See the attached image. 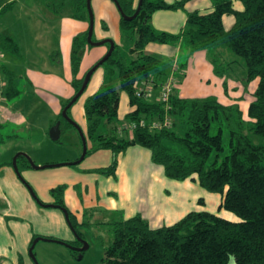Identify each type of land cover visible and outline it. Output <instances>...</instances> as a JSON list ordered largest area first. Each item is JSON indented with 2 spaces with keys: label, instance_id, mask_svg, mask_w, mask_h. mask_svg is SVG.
<instances>
[{
  "label": "trees",
  "instance_id": "obj_1",
  "mask_svg": "<svg viewBox=\"0 0 264 264\" xmlns=\"http://www.w3.org/2000/svg\"><path fill=\"white\" fill-rule=\"evenodd\" d=\"M69 1L73 16L88 21L86 0ZM117 1L126 15H132L138 4L134 5V0ZM188 1L142 0L134 19L125 20L120 15L121 45L115 43L112 54L100 65L104 68L103 82L84 101L85 137L93 142L86 155L95 150L110 149L111 163L94 171L114 175L120 152L130 145L145 147L151 152V161L163 168L167 178L196 180L207 192L221 195L220 208L232 212L238 220L230 221L202 210L190 211L175 223L157 228H152L140 213L128 219L115 215L108 220L92 222L86 219L79 223L63 201L65 186L52 188L50 194L55 199V207L67 212L79 237L83 238L80 225L89 229L109 226L111 238L105 246L101 264H264V0H239L242 10L233 7L235 0H210L211 11L187 12L184 27L177 34L153 28L151 16L154 11L183 9ZM50 12L52 14L54 10ZM227 14L234 17L229 29L223 23ZM87 31L77 34L72 41L70 62L74 94L85 73L93 66L80 78L76 77L83 53L92 47L87 42ZM150 42H182L183 47L192 52L204 49L209 53L216 73L226 67L244 70L242 83L256 81L247 116L237 102L224 104L213 94L182 97L174 86L167 109L157 100L137 96L135 85L138 81L153 77L158 92V85L175 71L174 67L169 74L163 72L160 59L145 51ZM0 49L18 54L17 39L10 33L0 34ZM1 69L5 79L4 96L12 99L21 92L17 75L3 66ZM120 91L126 92L133 107L125 115V121L144 119L149 122L162 120L167 115L169 127L149 130L138 125L131 131H120L117 122ZM71 98L62 103L61 111ZM59 115L60 129L61 125H65L63 129L74 127L61 112ZM225 129L228 133L226 153ZM125 132L130 135L120 136ZM251 135L263 140L256 143ZM18 158L26 159L22 155ZM25 161L30 167L28 160ZM35 200L41 205L38 198ZM65 242L73 246L81 243L78 239ZM70 252L74 257L79 254L71 249Z\"/></svg>",
  "mask_w": 264,
  "mask_h": 264
},
{
  "label": "crops",
  "instance_id": "obj_2",
  "mask_svg": "<svg viewBox=\"0 0 264 264\" xmlns=\"http://www.w3.org/2000/svg\"><path fill=\"white\" fill-rule=\"evenodd\" d=\"M165 1L173 3L177 0ZM190 2L193 0L185 4L186 10L189 8L190 11L197 10L200 13H207L212 9L211 2L209 3L208 0H200L201 3H198V0L193 4ZM137 3L138 0H134V5ZM90 5L94 17L93 34L97 33L96 37L99 40L110 38L116 44H121L120 13L113 0H90ZM42 6H47L48 10ZM65 8L66 1L61 2V0L46 2L29 0V3L25 4H22V0H5L0 3V13L8 10L15 11L18 17L14 27H5L0 31V34L10 33L17 39L19 45L18 54L2 51L1 67L15 72L18 80L19 75L13 68L11 58H9L10 64L4 62L6 54L12 55L30 62L26 68V75L33 76L31 79H27L26 84L23 83L22 88L19 87L21 92L14 97V100H11L12 102H8L9 99L4 96L5 85L0 92V125L2 127L7 125L5 127L7 132L16 129L28 132L27 135H15V139L8 138L5 142L3 134L0 133V199L3 200H0L3 206V213H0V217L3 221L8 220L10 228L26 230V233L21 234L28 236L25 239L28 251L32 243L30 233L35 232V228L37 233H44L42 231L44 228L49 232H58L69 225L59 208L37 203L25 183L16 174L11 157L16 153L23 152L35 164L41 165L75 161L81 153L77 148L56 146L49 136L50 127L60 116L62 103L74 95L70 65L73 38L88 30L89 26V21L73 16L71 6L66 12ZM240 8L241 6H238L237 9L241 10L242 8ZM52 9L54 12L51 14L50 10ZM20 18L22 19L20 20ZM185 20L186 15L181 10L159 9L154 11L151 16L153 28L172 34H177L183 29ZM103 24L106 25L105 28H103ZM229 28L230 25L226 29ZM153 44L145 46V51L153 55L157 54L156 52L169 51L168 46H171L169 44H167L168 46ZM96 47L98 46L87 48L85 55L93 53ZM171 47V52H174L171 72L175 67L174 73L177 76L184 74L180 80L183 86L182 88L180 85L178 86L180 96L191 97L183 93L191 82L198 83L200 86L198 96L193 97L207 96L203 94L206 91L204 86L208 84L203 82V79H197L195 75L191 76L187 52L184 53L187 61L179 62L183 43L179 42ZM97 53L93 60L99 59L104 51ZM207 55L209 56L208 52ZM41 60L46 61V64L43 65H46L45 67H39ZM168 60L170 64L171 59ZM91 62L90 59L86 64L87 67H84V62L82 66L80 63L77 78L87 71ZM31 67L36 68L30 70ZM212 68V65H202L198 72L209 70L211 73ZM162 70L165 74L169 73L166 69ZM27 86L32 87L28 89ZM119 99L118 120L133 110L126 92L121 93ZM83 127L86 129L85 122ZM111 159L112 151L110 149H99L90 152L74 165L34 169L26 165L25 158H18L16 163L21 178L29 184L43 204L53 203L55 199L50 194V190L58 185H64L63 201L79 223L86 219L93 220L91 218L94 216H98L102 220H108L115 215L128 219L140 213L148 220L152 228H157L175 223L190 211L202 210L215 213L230 221L238 220L232 212L220 208L221 195L207 192L196 180L179 181L167 178L163 168L151 161V152L145 147L130 145L120 152L114 175H105L94 171L108 166ZM209 197L213 200L211 205L206 203V199ZM38 205L42 208L57 209L52 210L53 212L47 210L45 215H42ZM90 216L91 218H89ZM3 225L7 228L5 222ZM5 249H10L9 244L7 242L0 243V252ZM16 258L14 257V259ZM15 261L18 264L19 259ZM5 263L13 264V261L9 260Z\"/></svg>",
  "mask_w": 264,
  "mask_h": 264
},
{
  "label": "rangeland",
  "instance_id": "obj_3",
  "mask_svg": "<svg viewBox=\"0 0 264 264\" xmlns=\"http://www.w3.org/2000/svg\"><path fill=\"white\" fill-rule=\"evenodd\" d=\"M4 1L5 0H0V3H3ZM189 1H192V0H189ZM208 1L210 3V0ZM194 2H198V0H193V2H190V3L193 4ZM25 3H29V0H22V4H25ZM198 3H201L200 0ZM233 3H234L233 6L236 9L238 8V6H241V8L243 7L241 1L239 0H235ZM69 6H71V3L69 0H66V8L64 10L65 12L69 10L68 9ZM177 10L183 11L186 15L187 12H189L191 9L188 8V10H186L184 6L183 9L180 8ZM13 14H15V11L10 12V10L0 13V31L4 29L5 27H14L16 20H18V17L16 14L13 16ZM21 19L22 18H20V20ZM233 22H234L233 15L227 14L223 17V23H224L225 28H227L229 25L231 27ZM96 35L93 34L92 38L94 40H99L97 39ZM151 43H154L159 46L162 44L163 45L165 44V43H157V42H150L148 44H151ZM169 45L173 46L175 44H169ZM166 46L168 45L166 44ZM171 46H168L169 51L156 52L157 54H154L160 59L161 68L166 69L167 72L169 73L171 72V69L173 68L171 64L173 62L172 57L174 56V52H171L170 50V48H172ZM94 50L95 51H93V53L87 56L85 55V52L83 53L82 58H81L82 60L80 61L81 66L84 62V67H87L86 64L90 59L92 60L91 66L97 63L103 57V55L107 52L108 47L106 44H102L96 47V49ZM101 51H104V54L99 59L93 60V58L97 56L98 54L97 52H101ZM193 52L194 53H192V51L183 47L181 49L182 55L179 58V62H181V60H184L185 62L187 61V57L184 56V53H186V55L189 56L188 60H190L189 65L191 69V76L195 75L197 79L199 78L203 79L204 80L203 82L208 84L204 86V89L206 91L204 92L203 95H208V94L216 95V97L222 103H225V104L237 102L241 110L243 111L244 116H247L248 104L253 99V91L256 86V81H251L248 84L242 83V78L244 77L245 72L244 70L240 68H238L236 71L234 70L236 68H233L234 70L233 71L232 68L229 69L226 67L224 70L221 71V73H216L213 70V68L211 70V73L209 70L198 72L202 65L208 66V65H212V63L209 59L210 57L207 55L206 50L201 49V50H196ZM9 58H11L12 60V65H13L14 70L19 75V78L17 80V86L18 88L19 87L22 88L23 83L26 84L27 79H31L33 77L32 75L30 76L26 75V71H27L26 68H28V65L30 64V62L24 59H21L19 57H15V56L8 55V54L4 56V62L10 64ZM168 59H171L170 64H169ZM229 59H232V58H229ZM93 61L95 62L93 63ZM44 63L46 64V61L41 60L39 62V67H45L46 65L43 66ZM35 68L36 67H31L30 70H35ZM183 75L184 74H180L177 76L174 73V76H175L174 87H176L175 91L178 95H180L178 86L180 85L181 88L183 86V83H180V80L183 77ZM103 76H104L103 66H100L96 70H94L88 82V86L85 92L73 103L72 107L70 108L69 117L73 119L77 123V125L80 126L84 134H85V128L83 127V123L85 122L86 124L85 117L83 114L84 101H85L86 96L93 93L95 89L98 90V88L103 82ZM137 83H139V81ZM31 87L32 86H27L28 89H31ZM199 89H200V86L198 83L191 82L190 86L186 87L183 93L191 97L198 96ZM121 93H125V91H120L119 97ZM151 93L155 94L157 93V90H154ZM11 100H14V98L9 99L8 102H12ZM124 118L125 117L121 118L122 120L120 119L121 122L120 120L117 121L118 125H120L119 122L122 123L123 121H125ZM64 126L65 125L63 126L61 125V134L58 140H55V141L53 140V144H56V146H59L61 148H64L62 147V145L65 146V148H75V149L77 148L79 152H81L82 144H81V137H80L78 130L75 127H67L66 129H63ZM5 127H7V125H4V127L0 125V133L3 134L4 142L7 141L8 138L15 139L14 137L15 135H27L28 134L27 131L21 132L17 129L15 131L10 130V132H7V128ZM13 132H17V133H13ZM128 135H130V133L125 132V133H121L120 136H128ZM251 139L256 143L259 142L260 140H263L260 136H257V135H251ZM86 141H87V147H91L93 145V142L87 137H86ZM223 143H224L225 153H226L227 144H228V133L226 129L223 132ZM13 157L14 156L11 157V160L13 159ZM212 201L213 200L210 197L206 199V203L208 205H211L213 203ZM2 207H3L2 203H0V213H3ZM55 209L57 208H42L39 206V211L42 213V215H45V211L47 210L52 211ZM89 218H91V216ZM91 219H93L91 220L92 222L99 220L98 216L96 217L94 216ZM4 222L5 224H7V228H5V226L3 225ZM9 225L10 224L8 220L3 221V219H1L0 217V243L5 244L7 242L10 246V249H5L4 251L0 252V264H6L5 262H8L9 260H12L13 264H17V262L15 261L16 259H19L18 264H35L34 260L31 258L29 254L28 245L25 242V239L28 238V236L25 234H21V233H26V230L25 229H15L13 227L10 228ZM79 227H80L81 233L83 234V239L87 241V243L89 244V247L85 251L82 252V255L79 254L78 257L72 256L70 252V248L66 246L64 243L60 242L61 240L66 241V240L77 239V236L74 235V233L69 228V226H66L65 229H60L58 232L57 231L49 232V230L44 228L42 229L44 233H40V232L37 233L36 228H35L34 229L35 232H33L32 234L30 233V236H32V239L36 237H44V238L53 239V240H39L35 244L33 248V254L35 256L36 262L38 264H101L102 258L104 257L105 246L108 243V239L111 238L109 226L108 225H104V227L97 226L100 228L91 227L90 229L87 228V226H82V225H80ZM97 236H99L103 240H101ZM55 240H58V241H55ZM29 241H30V237H29ZM14 257L15 258L17 257V258L14 259Z\"/></svg>",
  "mask_w": 264,
  "mask_h": 264
},
{
  "label": "water",
  "instance_id": "obj_4",
  "mask_svg": "<svg viewBox=\"0 0 264 264\" xmlns=\"http://www.w3.org/2000/svg\"><path fill=\"white\" fill-rule=\"evenodd\" d=\"M113 2L116 4V6H117V8L119 10L120 15L125 20H132V19H134L137 16V14H138V12H139V10L141 8V4H142V0H138V4H137V8H136L135 12L132 15H126V14H124L122 12L121 7H120L118 1L117 0H113ZM86 6H87V12H88V21H89V26H88V31H87V42H88V44H90L91 46H99V45L108 43L109 44V47H108L107 52L103 55V57L97 63H95L85 73L84 78L82 80V84H81L79 90L72 96V98L63 107V109L61 111L62 117L67 122H69L70 124H72V126H74L78 130V132L80 134L81 142H82V150H81L80 156L75 161H71V162H63V163H56V164H41V165H38V164H35L31 160V158L29 156H27V154H25L23 152L16 153L14 155L13 159H12V165L14 167V170H15L16 174L18 175V177L20 178L21 181L23 179L21 178V175H20V172H19L17 163H16V160H17V158H18L19 155H22V156L26 157V159L28 160L29 165L32 168H34V169H44V168L55 167V166H60V165H74V164L79 163L86 156L87 149H88L86 137H85L82 129L80 128V126L77 125V123L73 119H71L69 117V115L67 114V110L83 94V92H84L85 88L87 87V84H88V82H89V80L91 78V75L93 74L94 70H96L106 59H108V57L112 54V52H113V50L115 48V42L112 39H110V38H104V39H101V40H92L93 26H94V17H93V11H92V8H91V5H90V0H86ZM60 132H61V129H60V120H57L50 127V129H49V136L54 141L55 140H58V138L60 136ZM26 186L29 189V191L31 192L32 196L35 198L36 195L33 192V190L31 189V187L29 185H26ZM41 205H43V206H49V207H55L56 206L54 203H49V204H43V203H41ZM63 212H64L65 219L67 221V224L69 225V227L72 230V232L74 233V235L77 236V239L81 242L82 245L81 246H73L72 244L67 243V242H65L63 240H61L60 242L64 243L71 250L77 251V252H79V254L82 255V252L85 251L89 247V244L87 243L86 240H84L83 238H81V237H79L77 235V233L74 231V229L72 228V226H71V224H70V222L68 220V214H67V212L65 210H63ZM39 240H53V239H51V238H44V237H36V238H34L32 240V243H31V245L29 247V254H30L31 258L34 260V263L35 264H38V263L35 260V256L33 254V248H34L35 244L37 243V241H39ZM55 241H58V240H55Z\"/></svg>",
  "mask_w": 264,
  "mask_h": 264
},
{
  "label": "built area",
  "instance_id": "obj_5",
  "mask_svg": "<svg viewBox=\"0 0 264 264\" xmlns=\"http://www.w3.org/2000/svg\"><path fill=\"white\" fill-rule=\"evenodd\" d=\"M2 56H3V52L2 50H0V92L5 85V82H4L5 80H4V76L2 73V69H1ZM173 76H174L173 74L168 75L165 78V80L158 85V88H157L158 92L155 95L151 93L156 88L155 87L156 83L153 77L140 81L139 83L135 85V88H136L135 94L137 96L145 97L148 99H152V97L154 96L153 99L161 102L163 106L165 107V109H167L169 108V98L171 96V93L173 92V86L175 83V78ZM0 114H1V111H0ZM138 125L142 127H147L149 130L160 129L161 127L162 128L169 127L170 118L167 115H165L162 120H150L149 122L148 120H144V119H140L137 122L123 121L118 127L120 131L123 129H127L131 131L134 127Z\"/></svg>",
  "mask_w": 264,
  "mask_h": 264
},
{
  "label": "flooded vegetation",
  "instance_id": "obj_6",
  "mask_svg": "<svg viewBox=\"0 0 264 264\" xmlns=\"http://www.w3.org/2000/svg\"><path fill=\"white\" fill-rule=\"evenodd\" d=\"M76 246H81L82 244L80 243V244H75Z\"/></svg>",
  "mask_w": 264,
  "mask_h": 264
},
{
  "label": "bare ground",
  "instance_id": "obj_7",
  "mask_svg": "<svg viewBox=\"0 0 264 264\" xmlns=\"http://www.w3.org/2000/svg\"><path fill=\"white\" fill-rule=\"evenodd\" d=\"M39 235H41V234H39ZM33 240V239H32Z\"/></svg>",
  "mask_w": 264,
  "mask_h": 264
},
{
  "label": "clouds",
  "instance_id": "obj_8",
  "mask_svg": "<svg viewBox=\"0 0 264 264\" xmlns=\"http://www.w3.org/2000/svg\"><path fill=\"white\" fill-rule=\"evenodd\" d=\"M242 10V9H241Z\"/></svg>",
  "mask_w": 264,
  "mask_h": 264
}]
</instances>
